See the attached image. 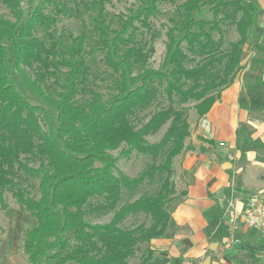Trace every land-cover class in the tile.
Instances as JSON below:
<instances>
[{"label": "trees", "instance_id": "16d2710c", "mask_svg": "<svg viewBox=\"0 0 264 264\" xmlns=\"http://www.w3.org/2000/svg\"><path fill=\"white\" fill-rule=\"evenodd\" d=\"M0 1L12 17L0 16V213L10 209L9 192L38 220L25 237L27 261L130 264L144 247L140 264H148L154 251L147 245L166 233L177 196L175 159L195 150L186 144V106L193 104L202 118L234 83L255 34L257 5L185 0L167 30L161 68L154 69V48L144 46L139 33L151 29L163 0H137V8L113 21L107 17L111 0H80L74 7L65 0ZM204 8L211 19L200 18ZM83 11L92 32L59 33L61 15L81 19ZM232 31L238 39L227 41ZM7 43L14 47L11 58ZM98 53L118 75L107 101L88 87L87 57ZM80 95L90 99L79 102ZM154 106L160 108L149 113ZM140 113L147 116L138 119ZM163 131L161 140H150ZM134 154L152 160L137 176L118 167ZM31 180L39 197L23 186ZM157 181L155 191L136 197ZM111 213L106 223L87 219Z\"/></svg>", "mask_w": 264, "mask_h": 264}, {"label": "crops", "instance_id": "0c3cea01", "mask_svg": "<svg viewBox=\"0 0 264 264\" xmlns=\"http://www.w3.org/2000/svg\"><path fill=\"white\" fill-rule=\"evenodd\" d=\"M246 1L257 5L258 16L242 69L210 111L190 123L186 144L195 150L175 159L177 196L166 233L147 245L154 251L148 264H206L209 258L210 264H264V238L243 217L249 200L264 199V0ZM12 211L0 264H28L23 237L38 223Z\"/></svg>", "mask_w": 264, "mask_h": 264}, {"label": "rangeland", "instance_id": "374dc122", "mask_svg": "<svg viewBox=\"0 0 264 264\" xmlns=\"http://www.w3.org/2000/svg\"><path fill=\"white\" fill-rule=\"evenodd\" d=\"M77 1L80 0H65L68 7H74ZM82 1L89 2L92 0H82ZM184 2L185 0H163L159 6V13L151 19V29L150 30L141 29V32L139 33L140 42L147 48L149 47L154 48L153 57L150 62L151 67H153L154 69L161 68L166 53L167 30L172 25L171 20L175 18L177 15L176 14L177 9ZM138 6L139 3L137 0H111V2L107 5V17L109 21H113L115 15H118L120 13H128V10L130 8H137ZM0 16L9 19L12 18L9 11L7 10V8L3 6L1 1H0ZM81 16H82L81 19H76V18H71L69 16L61 15L59 17V22H58L59 33L63 31H68L76 36L79 35L84 30H86L88 33L92 32L90 14L83 11ZM200 18H206V19L212 18V13L210 12L209 8L203 9L202 13L200 14ZM84 22L86 23V27L84 26ZM113 26L116 27V22L113 23ZM237 39H238V35L234 31H232L227 41H236ZM7 47H8V56L9 58H11L14 54V47L10 43H7ZM103 58H104L103 55L99 53L95 56V59L87 57V61L91 68V75L88 80V87L91 88L93 91L100 93L103 100L107 101L115 92V90L113 89L114 81L117 79L118 75L106 66V64L103 62ZM9 69L12 70L10 65H9ZM13 78L17 83L19 90L24 94H28L24 89L21 79L19 78L17 73L13 72ZM88 99H90V96L80 95L78 97L79 102H85ZM165 104L167 105V102ZM186 107H188L187 109L189 112V122L191 124H194L196 119L198 118V115L193 109V104H188ZM159 108H160L159 106H154L151 110H149V113H152ZM145 116H147V113H140L138 114V119L144 118ZM164 130H166V127ZM164 132L165 131L159 133L155 137H151L150 140L152 142H158L159 140H161L162 136L164 135ZM114 154L117 156L119 154V151L114 152ZM151 162L152 160L150 157H141L139 155L134 154L127 159L121 158L118 162V167L121 171L125 172L127 175L137 176ZM158 184H160V182L157 181V183H154L153 186L151 187L148 185L147 187H143L139 191L140 192L139 195H137L136 197L142 195L145 192L155 191ZM35 185L37 184L34 182V180L23 183V186L28 188L32 196L39 197V192L38 189L35 187ZM128 196L129 195L125 194L123 200L129 201ZM6 198L10 205V209L17 210L19 211V213L28 216L29 218L33 219L34 222L36 221L38 223L37 219L33 218L30 214L18 210L19 205L12 197L11 193L8 192L6 194ZM130 198H135V197H130ZM10 209L7 211H2L0 213V228H2L4 234H6V236L3 237L2 235L4 234H1L0 232L1 247L3 244L5 245L8 244L10 240L8 234L10 232L8 231H9V226L12 223H14V215H15V212ZM112 214L113 213L107 216L89 215L87 219L91 223H106L111 220ZM18 220H17V224H18ZM29 225H26V227L24 228H27ZM23 238L25 239V236ZM144 252L145 249L143 247L136 253L135 257L130 259V264H140L141 255ZM23 255L27 261V257L25 255L24 250H23Z\"/></svg>", "mask_w": 264, "mask_h": 264}, {"label": "built area", "instance_id": "2783aa9c", "mask_svg": "<svg viewBox=\"0 0 264 264\" xmlns=\"http://www.w3.org/2000/svg\"><path fill=\"white\" fill-rule=\"evenodd\" d=\"M243 217L253 232L264 238V199H251L247 202Z\"/></svg>", "mask_w": 264, "mask_h": 264}, {"label": "water", "instance_id": "95a60500", "mask_svg": "<svg viewBox=\"0 0 264 264\" xmlns=\"http://www.w3.org/2000/svg\"><path fill=\"white\" fill-rule=\"evenodd\" d=\"M210 260H211V259L209 258V259L207 260V263H206V264H210Z\"/></svg>", "mask_w": 264, "mask_h": 264}]
</instances>
